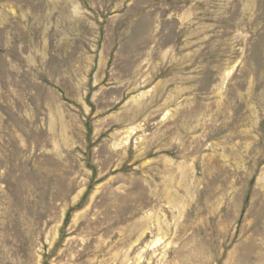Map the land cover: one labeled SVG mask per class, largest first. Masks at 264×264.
I'll use <instances>...</instances> for the list:
<instances>
[{
  "label": "rangeland",
  "instance_id": "rangeland-1",
  "mask_svg": "<svg viewBox=\"0 0 264 264\" xmlns=\"http://www.w3.org/2000/svg\"><path fill=\"white\" fill-rule=\"evenodd\" d=\"M0 264H264V0H0Z\"/></svg>",
  "mask_w": 264,
  "mask_h": 264
},
{
  "label": "bare ground",
  "instance_id": "bare-ground-1",
  "mask_svg": "<svg viewBox=\"0 0 264 264\" xmlns=\"http://www.w3.org/2000/svg\"><path fill=\"white\" fill-rule=\"evenodd\" d=\"M231 72V71H230ZM130 136V134H129V132H127V136L126 137H129Z\"/></svg>",
  "mask_w": 264,
  "mask_h": 264
}]
</instances>
